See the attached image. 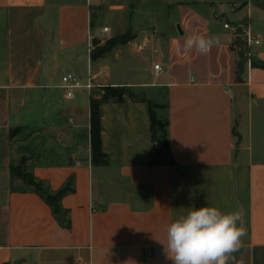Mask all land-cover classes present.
Instances as JSON below:
<instances>
[{"label":"crops","instance_id":"obj_1","mask_svg":"<svg viewBox=\"0 0 264 264\" xmlns=\"http://www.w3.org/2000/svg\"><path fill=\"white\" fill-rule=\"evenodd\" d=\"M193 34L218 43L186 51ZM66 73L92 88L67 97ZM105 86L147 96L101 103L109 163L96 165L91 101ZM161 92L174 161L155 164L147 100ZM23 157L49 192L70 182L56 208L13 179ZM202 206L243 213L228 264H264V0H0V264H173L167 226Z\"/></svg>","mask_w":264,"mask_h":264},{"label":"clouds","instance_id":"obj_2","mask_svg":"<svg viewBox=\"0 0 264 264\" xmlns=\"http://www.w3.org/2000/svg\"><path fill=\"white\" fill-rule=\"evenodd\" d=\"M218 43L215 38L193 34L184 49L207 55ZM246 235L240 210L222 212L214 206L192 207L167 226L164 245L173 264H228Z\"/></svg>","mask_w":264,"mask_h":264},{"label":"trees","instance_id":"obj_3","mask_svg":"<svg viewBox=\"0 0 264 264\" xmlns=\"http://www.w3.org/2000/svg\"><path fill=\"white\" fill-rule=\"evenodd\" d=\"M132 36L129 33L120 35L113 39H110L104 46L99 47V52H104L111 49L118 43H124L130 40ZM248 61V57L245 55V51H241L240 60L237 64L238 82H242L240 74L242 73L245 64ZM253 64L263 66L262 63L253 61ZM127 99L145 100L146 98L141 92L135 91L130 86H105L104 95L101 99H92L91 101V147H92V161L96 165H107L109 163V156L102 149L101 142V117L100 106L105 101L123 102ZM150 111V129L151 138L153 142L158 143L162 141V146H158L153 151V163L158 164L162 161L173 162L174 158L170 148L169 132H168V116L167 114H159L158 108H161L159 104L153 99L147 100ZM167 104L163 105L166 109ZM28 157H23L18 162L11 163V174L13 179H21L23 184L37 192H39L43 198L55 208L58 206L60 200L67 193L72 191L70 182L63 188L55 193H51L45 188L44 184L37 180L33 174Z\"/></svg>","mask_w":264,"mask_h":264},{"label":"built area","instance_id":"obj_4","mask_svg":"<svg viewBox=\"0 0 264 264\" xmlns=\"http://www.w3.org/2000/svg\"><path fill=\"white\" fill-rule=\"evenodd\" d=\"M225 28L232 29L233 31H237L236 27L232 26L230 22H226L224 24ZM110 27L105 26L102 30L103 34H109L110 33ZM247 43L249 45L251 44H259L260 43V38L258 34H254L251 32H248L247 34ZM89 44L92 46V35L89 36ZM154 68L156 71H163L164 67L162 66L161 63H157L154 65ZM92 78L89 79L87 83H84L80 78H78L75 74L73 73H66L62 77V87L66 91L67 97H72L74 94L75 89L77 88H83L86 87L88 89L92 88Z\"/></svg>","mask_w":264,"mask_h":264},{"label":"rangeland","instance_id":"obj_5","mask_svg":"<svg viewBox=\"0 0 264 264\" xmlns=\"http://www.w3.org/2000/svg\"><path fill=\"white\" fill-rule=\"evenodd\" d=\"M98 22H97V25L98 26H101V25H103L104 23H106L105 22V20H104V18H100V19H98L97 20ZM110 25H112V22L111 21H107ZM142 95H145V96H147V94H145V93H141ZM165 96H164V93H159V95H158V97H157V104H159L160 106H161V108H158V112H159V114H162V115H164L165 114V109L163 108V105H164V103H165V98H164ZM158 144V146H162V141H160V142H158L157 143Z\"/></svg>","mask_w":264,"mask_h":264},{"label":"water","instance_id":"obj_6","mask_svg":"<svg viewBox=\"0 0 264 264\" xmlns=\"http://www.w3.org/2000/svg\"><path fill=\"white\" fill-rule=\"evenodd\" d=\"M238 32H241V27L238 28ZM239 37H240V36H239ZM100 43H101V40L98 39L97 37H95V38L93 39V44H94V45H98V44H100ZM240 88H241V85H236V86H235V88H234V92H235L236 95L238 94V91L240 90Z\"/></svg>","mask_w":264,"mask_h":264}]
</instances>
